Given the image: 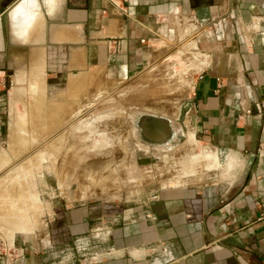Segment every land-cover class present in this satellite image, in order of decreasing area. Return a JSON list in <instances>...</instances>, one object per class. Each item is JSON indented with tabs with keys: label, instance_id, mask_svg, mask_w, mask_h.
<instances>
[{
	"label": "crops",
	"instance_id": "1",
	"mask_svg": "<svg viewBox=\"0 0 264 264\" xmlns=\"http://www.w3.org/2000/svg\"><path fill=\"white\" fill-rule=\"evenodd\" d=\"M34 1L26 32L11 21L8 38L15 49H44L53 70L65 63L72 73L132 74L149 60L153 42L171 33L170 21L191 15L195 21L179 17V32L189 25L187 45L208 58L198 61L202 78L193 79L180 124L215 157L205 177L138 203L56 207L49 233L63 245L78 237L90 244L110 229L95 247L97 258L75 262L67 253L57 260L55 252L33 249L9 253L11 263L1 264H264V0H130L128 14L107 0H24L13 15ZM31 52L25 62L22 52L12 53L18 68L35 62ZM3 61L0 54V69ZM15 222L25 228V220ZM164 245L172 251L165 261Z\"/></svg>",
	"mask_w": 264,
	"mask_h": 264
},
{
	"label": "rangeland",
	"instance_id": "2",
	"mask_svg": "<svg viewBox=\"0 0 264 264\" xmlns=\"http://www.w3.org/2000/svg\"><path fill=\"white\" fill-rule=\"evenodd\" d=\"M33 5L35 1L21 7L10 22L22 30L29 26L36 16ZM179 17L192 16H175L171 33L153 42L147 63L125 76L103 68L104 74H86L90 69L72 73L65 63L53 70L44 49H15L7 36L1 55L6 62L0 69V251L55 252L57 260L71 253L68 258L75 262L91 258L94 246L104 243L103 233L83 250L76 249V238L65 245L55 241L49 231L56 207L88 202L131 205L160 188L206 176L214 152L180 124L189 115L192 81L203 68L198 61L206 58L196 43V48L187 45L190 40L184 35L190 26L183 25L180 34ZM187 20L189 24L194 19ZM17 51L24 54L18 57L21 62L33 51L35 62L18 68L12 57ZM17 72L24 75L20 86L14 84ZM143 115L170 120L172 135L166 143L143 136ZM16 218L26 221L25 228L11 237ZM81 252L83 256L77 255ZM0 256L1 264L5 255Z\"/></svg>",
	"mask_w": 264,
	"mask_h": 264
},
{
	"label": "water",
	"instance_id": "3",
	"mask_svg": "<svg viewBox=\"0 0 264 264\" xmlns=\"http://www.w3.org/2000/svg\"><path fill=\"white\" fill-rule=\"evenodd\" d=\"M21 0H15L6 8H2L0 14L1 27L9 33L10 26V12L14 7L15 3ZM140 126L143 128V135L157 143H166L171 137L172 133L170 130V120L155 115H143L139 122ZM152 131V132H151ZM156 134V135H155Z\"/></svg>",
	"mask_w": 264,
	"mask_h": 264
},
{
	"label": "built area",
	"instance_id": "4",
	"mask_svg": "<svg viewBox=\"0 0 264 264\" xmlns=\"http://www.w3.org/2000/svg\"><path fill=\"white\" fill-rule=\"evenodd\" d=\"M107 1H109L117 10H119L121 13H127L128 14V7H129V2H130V0H107ZM201 54H205V58H206V60H207V58H208V54H206V53H204V52H201ZM204 66V65H203ZM197 78L198 79H200V78H202V73H201V70L199 71V73H198V75H197ZM193 86V81H192V85H191V87ZM262 105V104H261ZM247 112L249 113L250 112V110L249 109H247ZM142 204H145V202H142ZM146 217H151V215L150 214H146ZM97 230V229H96ZM103 231V230H102ZM110 234V229H106L105 230V232H103V236L104 235H106V236H108ZM95 235H99V233H95ZM76 240L79 242V243H77V244H75V246H76V249L77 250H79V248H81L82 247V250L83 249H85L86 248V246L87 245H89V242H88V240H86V239H82V238H80V237H78V238H76ZM81 244V245H80ZM80 246V247H79ZM83 246H84V248H83ZM77 247H79V248H77ZM94 247H96V246H94ZM161 255H162V257H163V260L165 261V260H167V259H171L172 258V251H171V249L168 247V246H166V245H164L163 247H161ZM0 253H2V254H4L5 255V262H7L8 260H9V254H7V253H5V252H3V251H0ZM21 253V252H20ZM1 255V254H0ZM94 256L93 257H91L92 259H95V258H97L98 257V254H97V252H94V254H93ZM166 257V258H165ZM160 263V262H159Z\"/></svg>",
	"mask_w": 264,
	"mask_h": 264
},
{
	"label": "bare ground",
	"instance_id": "5",
	"mask_svg": "<svg viewBox=\"0 0 264 264\" xmlns=\"http://www.w3.org/2000/svg\"><path fill=\"white\" fill-rule=\"evenodd\" d=\"M24 0H21V2H23ZM20 2V3H21ZM20 3L17 5V6H14V8H13V10H11V12H10V17L11 16H13V14L17 11L16 10V8L18 7L19 8V6H20ZM13 18V17H12ZM1 23V22H0ZM191 43V42H190ZM18 73V74H17ZM16 74H15V76H14V84L15 85H19V84H21V81H22V79L24 78V75H22L21 73H19V72H17ZM72 80V79H71ZM81 80V79H80ZM80 80H78L79 81V83H80ZM74 81V80H73ZM76 82V81H75ZM71 83H72V81H71ZM82 83V82H81ZM80 83V84H81ZM83 85H84V83H82ZM79 85V84H78ZM20 86V85H19ZM79 87V86H78ZM62 105V104H61ZM58 106V105H57ZM60 106V105H59ZM63 106V105H62ZM56 107V106H55ZM51 109H52V107H51ZM54 109V108H53ZM60 110H62V109H60ZM57 111V110H56ZM57 113V112H56ZM55 115V114H54ZM170 130H171V133H172V125L170 124ZM152 132V131H151ZM156 135V134H155ZM208 153V152H207ZM210 155H212V156H214L213 154H209L208 153V156L210 157ZM211 156V157H212ZM2 160V159H1ZM2 162V161H1ZM14 229H18V228H14ZM12 236V235H11Z\"/></svg>",
	"mask_w": 264,
	"mask_h": 264
},
{
	"label": "flooded vegetation",
	"instance_id": "6",
	"mask_svg": "<svg viewBox=\"0 0 264 264\" xmlns=\"http://www.w3.org/2000/svg\"><path fill=\"white\" fill-rule=\"evenodd\" d=\"M5 2H7V0H0V6H2V5H4V3ZM1 11H2V9H0V14H1ZM8 39H7V31H5L4 29H3V27H1L0 28V49H1V51H0V54L1 55H3L2 53V47H4L5 46V43H6V41H7ZM2 46V47H1ZM2 57V56H1ZM3 58V57H2ZM3 60H4V58H3ZM2 61V60H1ZM4 63L6 62V60H4L3 61ZM2 67L1 68H3L4 69V66L3 65H1ZM4 71V70H3ZM6 80V79H5ZM3 86H5L4 85V83H3ZM1 90V89H0ZM144 136V135H143ZM145 137V136H144ZM146 138V137H145ZM147 140H149V141H152L151 139H148V138H146Z\"/></svg>",
	"mask_w": 264,
	"mask_h": 264
}]
</instances>
